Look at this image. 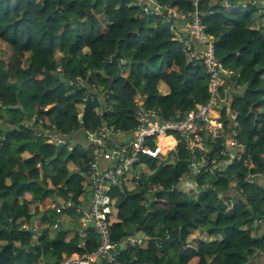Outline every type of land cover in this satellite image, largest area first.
Masks as SVG:
<instances>
[{
	"label": "trees",
	"instance_id": "obj_1",
	"mask_svg": "<svg viewBox=\"0 0 264 264\" xmlns=\"http://www.w3.org/2000/svg\"><path fill=\"white\" fill-rule=\"evenodd\" d=\"M132 1L0 0V264H38L47 254L44 260L57 264L97 250L94 229L83 247L81 238L67 241L63 230L55 240L48 238L59 214L55 198L77 203L90 183L93 148L72 146L71 135L102 127L132 134L138 93L147 95L148 107L160 110L161 120L207 102L204 64L189 59L168 25L141 13ZM214 1L201 2L200 15L215 39L216 56L234 71L225 87L243 153L221 156L224 167L213 174L195 172L182 144L175 146L166 134L156 139L158 154H140L124 184L109 190L112 240L126 238L122 226L128 223L146 237V246L120 249V264H264V232L254 229L264 220V12L258 16L254 4L226 9ZM161 2L177 12L193 8L190 0ZM134 48L140 52L121 63L123 51ZM79 57L86 59L80 69ZM119 63L121 77L113 80ZM99 79L107 81L103 89ZM19 104L29 105L33 115L19 117ZM221 117L227 132L232 122L225 106ZM48 133L69 141L58 149ZM223 141H207L209 158L219 154ZM188 177L194 186L182 184ZM200 222L206 234L222 238L192 239L190 228L199 231ZM29 224L40 234L34 237Z\"/></svg>",
	"mask_w": 264,
	"mask_h": 264
},
{
	"label": "built area",
	"instance_id": "obj_2",
	"mask_svg": "<svg viewBox=\"0 0 264 264\" xmlns=\"http://www.w3.org/2000/svg\"><path fill=\"white\" fill-rule=\"evenodd\" d=\"M192 10L189 12H177L171 6L163 4L161 0H133L131 5L139 8V11L148 17L162 20L168 25L171 33L178 36L183 43L189 59L198 58L205 66L209 78V98L204 104H196L185 112L177 111L172 120H161L160 110L146 105L147 95L138 93L136 107V130L130 139L114 148L117 164L101 171L98 169L100 157H110L107 153L105 141L114 136H126L125 132L113 128L102 127L99 132L89 134L93 144L94 160L91 164L89 178L93 187V195L90 206V222L98 235L99 245L97 250L82 254L70 255L57 264H97L104 261L105 264H119L120 243L111 238V228L108 214L111 210L112 199L109 190L113 186H122L124 177L132 166L138 161L140 154L155 156L160 148H155L156 139L163 135L176 136L178 144H182L189 153L190 167L198 172L213 174L221 166V156H233L229 149L235 150L238 157L243 153L242 145L236 139L238 124L235 122L237 115L227 108L232 120V128L226 132L224 120L221 117V109L228 103L229 89H224L226 77L233 72L224 67V64L216 56L215 39L210 36L202 23L200 4L204 0H190ZM256 3V2H252ZM233 1L215 0L213 5L230 9ZM137 17V16H136ZM50 142L59 144L65 141L62 135L51 134ZM130 135V134H129ZM229 135V138H228ZM106 138V139H104ZM223 139V147L219 154L209 158L210 147L207 139ZM228 139V140H227ZM153 144V146L151 145ZM177 144V145H178ZM175 144V146H177ZM58 146V145H57ZM72 149V148H71ZM247 180L253 182L252 176ZM136 239H129V243L136 245ZM53 264V263H52Z\"/></svg>",
	"mask_w": 264,
	"mask_h": 264
},
{
	"label": "crops",
	"instance_id": "obj_3",
	"mask_svg": "<svg viewBox=\"0 0 264 264\" xmlns=\"http://www.w3.org/2000/svg\"><path fill=\"white\" fill-rule=\"evenodd\" d=\"M243 2L249 3V5H251V4H254L252 2L264 3V0H241L239 2H233L230 9H238L239 6L240 7L248 6L247 4H244ZM263 12H264V9L258 8V16L261 15ZM260 23H262V25L264 26V17H263V19L260 20ZM136 52H140V50L134 48L131 50L123 51V54H122L123 58H122L121 62H124V63L129 62V60H131V58H132V55ZM145 52L146 51L141 50L142 54H144ZM158 65H156V67ZM230 71L234 72L231 69H230ZM120 73H121V71H120ZM96 83L98 86H104L105 87L107 85V81H105V79H99L96 81ZM103 84H105V85H103ZM161 86L162 87H160V91L166 93L167 92L166 86L164 84H162ZM227 88L229 89V86L225 87V85H224V89H227ZM231 96H232L231 93L228 92V98H231ZM225 107H226V114H227V116L230 117V114L227 113L228 112L227 108L230 109L229 102L227 103V105ZM230 119H231V117H230ZM231 122H232V120H231ZM86 134H87L86 137H84V135L82 136V134L78 133V132L75 133L73 136L71 135L72 139L69 143L74 147H76V145L80 144L83 146L85 151H89L87 146H90L89 144L92 143L91 139L89 138V134H91V133L86 132ZM130 136H132V134H130V135L128 134L126 136H114L113 138L107 139L105 141L107 153H112V154L110 155V157H100V159L98 161V165H99L98 169L99 170L104 171V170H106V169H108L114 165L115 160H117V158H115V154H114L115 149L114 148H118L117 146L120 145L122 142L126 141L127 139H130ZM228 138H229V135H228ZM170 139H171L170 141H172L174 145L178 144V138L176 136H172V137H170ZM207 141H209V140L207 139ZM229 150L234 155V152H232L233 150H231V149H229ZM92 153H93V155L95 154L94 151H92ZM224 164H225L224 162L221 163V167H224ZM88 178H89V174H88ZM258 178H259L258 179L259 181L263 182V179L261 177H258ZM89 181H90V183H89V186L86 190V194H82L81 197L77 199V203H74L72 201H69V202L64 201L59 196H57L55 198V202H58L57 203L58 204L57 211H59V214L56 215V218H55L56 222L53 224V226L51 227V229L48 232V238L50 240H52V241L55 240L59 231L63 230L64 232L67 233V235H66L67 241H69L73 238H81L82 242H81L80 247L84 246V243H85L84 237H86L93 230V228L91 226V222H90V217H89L91 199H92V195H93V189L91 190V188H90V186H92L90 178H89ZM182 184L185 186H188V185L194 186V182L192 181L191 177L186 178L184 180V183H182ZM71 206H73L74 208L72 209ZM31 225L29 224V229L31 231H34V237H36L37 234L38 235L40 234L41 230H40V228H34V226H35L34 224L32 225L33 227ZM196 225L200 230L198 231L197 229H194V231H193L192 228H190L192 239L197 237V238H201V239L205 240L206 242H210V241H213L215 239H221L222 238L221 234H215V235L206 234L205 231H206L207 227L205 225H203L201 222L197 223ZM122 227L124 230H126L127 236H126V238L123 239L122 242H120V249L126 248V246H129V245L135 246V244L132 245L129 243V239H131V238L136 239L137 245L146 246L145 233L143 231L139 230L137 228V225L128 223L126 225H123ZM198 235H200V237ZM73 255H78V254L75 253ZM50 256H51V254H47V255L43 256V258L44 259L46 257L50 258ZM44 259H41V261H39L38 264H47V263L52 264L53 262H55V260H53V259H46V260H44ZM170 264H176V263H175V261H172Z\"/></svg>",
	"mask_w": 264,
	"mask_h": 264
},
{
	"label": "rangeland",
	"instance_id": "obj_4",
	"mask_svg": "<svg viewBox=\"0 0 264 264\" xmlns=\"http://www.w3.org/2000/svg\"><path fill=\"white\" fill-rule=\"evenodd\" d=\"M57 54H59V53H57ZM57 59L58 60H60V57H59V55H58V57H57ZM163 61L164 60H162V61H160L159 62V65H163ZM86 63V59L85 58H83V57H79V59H78V62H77V66H78V68L80 69L81 68V66H83L82 64H85ZM121 63H124V62H121ZM121 63H119V64H115V70H116V72H120L118 69H119V67L121 66ZM125 64V63H124ZM11 80H14V79H11ZM103 85H105V84H103ZM68 87V86H67ZM100 89H103L104 88V86H98ZM69 91H73V89L72 90H69ZM21 102H22V100H21ZM23 103V102H22ZM19 106V108H20V112H18V116L19 117H23V118H27L28 116H31V115H33V113H32V109H31V107L29 106V105H26V104H23V105H21V104H19L18 105ZM16 108H18V107H16ZM18 108V109H19ZM3 113H5L6 114V112H3ZM26 115H28L27 117H25ZM35 117V116H34ZM22 118V119H23ZM24 120V119H23ZM26 124L28 125L29 124V122H27L26 121ZM0 127H1V125H0ZM65 141L68 143V139H65ZM62 142H64V141H62ZM60 143H61V141H60ZM67 143H64V146L67 144ZM95 143V140H93L92 141V143L91 144H89L90 146H87V148L88 149H90V148H93V144ZM63 146V147H64ZM62 147V148H63ZM61 149V148H60ZM69 149H71V147H69ZM87 152V151H86ZM38 168L40 169V170H42V165L41 164H38ZM255 227H254V229L256 230V231H258V232H264V220L263 221H258V222H256L255 223V225H254ZM256 233V232H255ZM197 236V235H196ZM199 237H200V235H198ZM196 239H198L197 237H195ZM194 238V239H195ZM119 263V262H118ZM120 264V263H119Z\"/></svg>",
	"mask_w": 264,
	"mask_h": 264
},
{
	"label": "water",
	"instance_id": "obj_5",
	"mask_svg": "<svg viewBox=\"0 0 264 264\" xmlns=\"http://www.w3.org/2000/svg\"><path fill=\"white\" fill-rule=\"evenodd\" d=\"M243 3L249 5V3H246V2H243ZM254 5H255L257 8H259V9H264V3L256 2V3H254ZM116 57H117V56H114V60H116ZM192 61L195 62L196 59L194 58V59H192ZM120 77H121V73H118V74H116V75L113 77V80L119 79ZM16 107H19V106H15V108H16ZM40 109H41V108L39 107V110H38L37 114H39V112L41 111ZM83 135H84V137L87 136L86 133H84ZM64 143H65V142H61V143H59L58 146H57L58 149L62 148V147L64 146ZM116 164H117V161L115 160L114 165H116ZM187 164L190 165V162L187 161ZM195 172H196V171H195ZM141 177H142V173L139 174V184H141ZM90 188H91V190L93 189L92 186H90ZM141 192L143 193V192H144V189H142ZM255 216L260 220V216H258V215H255ZM31 226H32V225H31ZM32 227H33V226H32ZM165 230H166L165 226H162V233H163V235L166 234Z\"/></svg>",
	"mask_w": 264,
	"mask_h": 264
},
{
	"label": "clouds",
	"instance_id": "obj_6",
	"mask_svg": "<svg viewBox=\"0 0 264 264\" xmlns=\"http://www.w3.org/2000/svg\"><path fill=\"white\" fill-rule=\"evenodd\" d=\"M95 231V230H94Z\"/></svg>",
	"mask_w": 264,
	"mask_h": 264
}]
</instances>
